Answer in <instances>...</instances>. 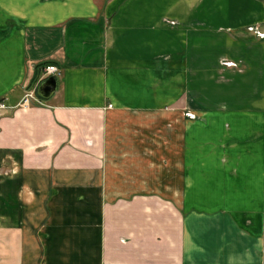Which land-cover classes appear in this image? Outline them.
Returning a JSON list of instances; mask_svg holds the SVG:
<instances>
[{
	"label": "crops",
	"instance_id": "1",
	"mask_svg": "<svg viewBox=\"0 0 264 264\" xmlns=\"http://www.w3.org/2000/svg\"><path fill=\"white\" fill-rule=\"evenodd\" d=\"M0 99V264H264V0H0Z\"/></svg>",
	"mask_w": 264,
	"mask_h": 264
},
{
	"label": "built area",
	"instance_id": "2",
	"mask_svg": "<svg viewBox=\"0 0 264 264\" xmlns=\"http://www.w3.org/2000/svg\"><path fill=\"white\" fill-rule=\"evenodd\" d=\"M59 71H60L59 68L55 66L54 64H46L42 68V74H43L42 79H45L50 76L56 77L59 74ZM32 101L36 103L40 102V99L37 96L35 89L27 91L23 95L22 99L20 100L17 106L28 107L30 106ZM9 108L11 107L7 106L4 99H0V116Z\"/></svg>",
	"mask_w": 264,
	"mask_h": 264
},
{
	"label": "water",
	"instance_id": "3",
	"mask_svg": "<svg viewBox=\"0 0 264 264\" xmlns=\"http://www.w3.org/2000/svg\"><path fill=\"white\" fill-rule=\"evenodd\" d=\"M56 89L57 81L55 77L50 76L39 83L36 93L41 99H48L55 93Z\"/></svg>",
	"mask_w": 264,
	"mask_h": 264
},
{
	"label": "rangeland",
	"instance_id": "4",
	"mask_svg": "<svg viewBox=\"0 0 264 264\" xmlns=\"http://www.w3.org/2000/svg\"><path fill=\"white\" fill-rule=\"evenodd\" d=\"M254 28H253V26L252 27H250V30H253ZM256 30H258V28H256ZM235 67L236 66V64H233L232 62H224V64H223V68H220L219 70L220 71H223V69L224 68H226V67Z\"/></svg>",
	"mask_w": 264,
	"mask_h": 264
}]
</instances>
